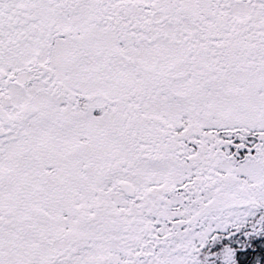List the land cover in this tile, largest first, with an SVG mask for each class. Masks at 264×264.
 <instances>
[{
	"label": "snow or ice",
	"instance_id": "1",
	"mask_svg": "<svg viewBox=\"0 0 264 264\" xmlns=\"http://www.w3.org/2000/svg\"><path fill=\"white\" fill-rule=\"evenodd\" d=\"M0 264H264V0H0Z\"/></svg>",
	"mask_w": 264,
	"mask_h": 264
}]
</instances>
